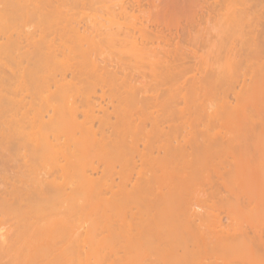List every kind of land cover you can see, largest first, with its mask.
<instances>
[{"label": "bare ground", "instance_id": "6f19581e", "mask_svg": "<svg viewBox=\"0 0 264 264\" xmlns=\"http://www.w3.org/2000/svg\"><path fill=\"white\" fill-rule=\"evenodd\" d=\"M145 6L206 26L118 20ZM94 7L110 16L80 17ZM0 22V155L14 137L30 143L14 147L25 169L0 188V264H90L104 249L111 264H264V219L223 221L264 204V137L252 134L264 123V0H0ZM186 34L195 49L175 41ZM107 40L120 47L100 57ZM185 58L206 66L185 77ZM159 83L163 96L150 92ZM97 85L100 99L116 90L111 111ZM96 156L109 168L99 178ZM228 198L239 203L219 210Z\"/></svg>", "mask_w": 264, "mask_h": 264}, {"label": "rangeland", "instance_id": "374dc122", "mask_svg": "<svg viewBox=\"0 0 264 264\" xmlns=\"http://www.w3.org/2000/svg\"><path fill=\"white\" fill-rule=\"evenodd\" d=\"M146 7L147 6H145L144 8L145 9H149V10H146L144 12L143 11L142 12L136 11L134 15H129L127 17L125 16L124 18L121 17L118 20L121 21V23L126 22V23H124V26H127L128 25L127 28H129V29H132V28H130V26H133L134 23H136V25L139 26V25H141L140 23L143 22L145 25H148L151 28H154V29L157 28V30L159 29V30H161V31H163L165 33H170L171 31L172 32H175L176 29H177V27H179L180 25H184L185 23H188V22H191V21L194 22L195 20H193V19H196V17H194L192 19L189 16L190 14H192V13H189V12H192L191 10L188 12L189 9H187V11L185 13L184 9H182V8L181 9L180 8L179 9L177 8V10H176L173 7H167V8H159L158 10H156V9L153 10V9H150L149 7H147V8ZM94 8L95 9H92V10H90L91 8H87V10L86 9L83 10V12L80 13L81 14L80 17L84 16L85 18L82 17L83 19L89 20V19H91V17L92 18H97V17L108 18L107 15L110 16L109 15L110 13H107V15H106V12H104L106 9L103 11L99 7H97V8H99L100 10L99 9H96V7H94ZM66 9H68V8H66ZM166 10H169V11L166 12ZM77 11L78 10L76 8L75 9L74 8H71V10L69 12L70 13H74V12H77ZM84 11H85V15L82 14V13H84ZM187 12L189 14H187ZM186 15H188V16H186ZM193 15H195V14H193ZM86 18H89V19H86ZM109 18L111 19V17H109ZM199 22H200V20H198V22L195 21L194 24L197 25V26L195 27V25H193L194 26L193 28H195V30L197 28H199L198 30L200 32V30H201L200 28L203 29L206 26V23H205V20L204 19H201V22L200 23ZM37 23H38L37 21H33V25H36ZM56 23H57V20L56 19H50V20H46L45 21L44 26H46V27H52V26H56ZM6 29H7L6 28V25L4 23L0 22V33L2 34L4 31H6ZM198 30H196V31H198ZM194 34H196V32H194ZM191 37H192L191 35L186 34V35H183L180 38L178 37L179 40L176 38L175 41H178V45L181 46V47L183 46V47L188 48L189 46H191V48H192L193 47L192 46L193 40H192V43H191V39H192ZM2 40L3 39H0V42ZM175 41H174V43H175ZM194 43H193V45L196 44V43L195 44ZM111 44H114V42L112 43L111 40H107V42L106 41H103V43L101 45H99L98 51L102 55L100 57H104V55L107 52L112 53V51H114V50L117 49L116 48L117 46L120 47L117 43H115L114 45H111ZM197 44H198V42H197ZM125 48H127V50H129V51L131 50V47L129 45L127 47H125ZM193 48L195 49V46ZM199 51H201V50H199ZM202 51H203V49H202ZM202 51L199 52V53L202 54ZM114 52H116V51H114ZM127 59L125 61H128V62H126V63L124 62L126 64V66L127 65L129 66L130 64L132 66L133 65V62L136 63V61H137L135 58L133 60V57L131 58L130 56L127 57ZM131 59L133 60V62L132 63H129ZM191 60H192V58H191ZM191 60L185 58L182 62L181 61H178V62H180L179 63L180 66H181V64L183 65L181 67V69H182L181 71L185 74V77H191L193 75V73L194 74L195 73H199V70L200 69H201L200 71H202V69L205 68V67H203V68H199V67L206 66V65H204L205 62L203 60H201V62H200V59L199 58L198 59H195L196 61L194 60L196 63L194 61H191ZM191 62L194 65H191L192 64ZM200 63L202 64L201 66H200ZM196 65H197V67H196ZM131 66H129V67H131ZM193 66H194V68H193ZM67 74H68L67 75V78L68 79L71 78L70 71H68ZM167 87H168L167 84L159 83L150 92L159 93V94H161V96H163L164 95V92L167 91ZM91 88H92V86L90 85V83H85L84 84V90H89ZM103 89L105 91V98L104 99H100L99 96L102 94L101 86L100 85H97L95 87V90L97 91V98L96 99L99 100V101H101L102 105H104L105 107H108L109 108V111H111L113 109V107H114L113 105H116V104L118 105V101H117L116 96H115L116 90L114 88H112V87H109V86H104ZM91 90H94V88H92ZM251 99H254V98H251ZM111 100H114V101L111 102ZM216 107L217 106H215L213 108H216ZM211 109H212V107H211ZM96 112L99 113V115H102L103 114L102 111H98L97 110ZM80 119H82V116L80 117ZM178 122H180V119L177 120V123ZM98 123L99 122L97 120H95V126H97ZM258 124H257L258 126H256V128L260 127L262 129L264 127V125H263L264 123H262V125H261V123H258ZM252 129H251L252 131L250 130V132H255L254 128H252ZM258 130L255 132L256 135L254 133H252L255 137H257L258 134H261V137L259 136V138H257V140L260 139V138H262V137H264V130L262 129L263 131L260 130V132H258ZM250 132L248 131V133H247L248 136L249 135H252ZM255 137L252 138V139L250 138L249 140H255L256 139ZM15 138L16 137L13 138V141H12L13 143L12 142L8 143V145L11 146L10 151L7 152L8 155L6 157H3V155L2 156L0 155V188H3L4 187V182L5 181L3 180V178L5 177V174H6V176H9L10 177V178H7L6 177L7 178L6 181L7 182H10V181H13V178H15V173L21 172L22 170L25 169V167H24V165L22 163V156L20 155L19 151H14V149H15L14 147L15 146L16 147L19 146L20 148L22 147L20 150H21V152H23V150H25V147L24 146L28 147L30 145V143L27 140H25V139L24 140L18 139L19 141L18 140L16 141ZM70 143H73V142L70 141ZM81 146L83 148L85 145H81ZM85 148L86 149L88 148L87 149L88 151L95 150V147L90 146V145L85 146L84 149ZM26 159H30V163H32V158L30 157V155ZM90 159H91L90 160L91 162L93 161L94 165H99L100 166V168H99V170L97 172L94 171V173H93V177L94 178L102 177V176H104V175H106L108 173L109 168H106L105 167V164L106 163H104V161L101 158H99L98 156H96V157H91ZM116 161H115V159H113L111 161V164L110 165L112 166V164L114 163V165H116L117 168L118 167L120 168L119 162L118 161L116 162ZM45 164H46V166L48 165V167H50L49 166L50 165V161L47 160V159H46L45 162L42 163V165H40V167L42 169H45V166H43ZM48 167H46V168H48ZM105 168H106V170H105ZM18 184H20V182H18ZM262 185H264V174L263 175H260V177L254 183V186H262ZM225 194L227 195V193H225ZM238 203L239 202H237V201H235L233 199L231 200V199L228 198V201L227 202H221V205H219L218 207H219V210H223L225 208H233V207H236V205ZM104 214H105V210H101V211L98 212V214L93 215L92 217H94V218H103ZM257 218L264 219V204H260V205H257V206H251L250 208L246 209L245 211H243V212H241L239 214H236L233 219H228L227 220L226 218H224L223 221H224L225 225L233 228L235 226H239V224L246 223L247 220H254V219H257ZM91 219L92 218L90 217V220ZM80 223L82 225H84V226H87V224L89 222H88V220L87 221H84L82 219ZM4 225L2 224V226H4ZM2 226H0L1 229H3V228L5 229L6 225L3 228H2ZM7 226H9V225H7ZM98 253H99L98 255H97V253H96V255H93V256H96V257H93L91 255V257H90V264H111L112 263V260H115L116 257H118V255L117 256L115 254L112 255V254L109 253V251L107 252V250H105V249L104 250H99ZM118 254H119V256L123 257V260H124V251H120V253H118ZM113 256L114 257L116 256L115 259H114ZM120 260H121V262L123 261L122 259H120ZM118 261H119V259H118ZM149 263H150L149 261H145L144 262V264H149Z\"/></svg>", "mask_w": 264, "mask_h": 264}]
</instances>
